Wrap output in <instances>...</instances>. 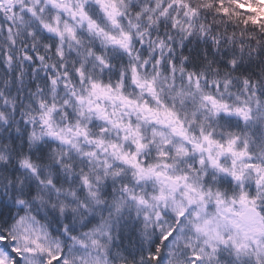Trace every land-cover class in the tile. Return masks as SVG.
Masks as SVG:
<instances>
[{
  "label": "snow or ice",
  "instance_id": "snow-or-ice-1",
  "mask_svg": "<svg viewBox=\"0 0 264 264\" xmlns=\"http://www.w3.org/2000/svg\"><path fill=\"white\" fill-rule=\"evenodd\" d=\"M0 264H264V0H0Z\"/></svg>",
  "mask_w": 264,
  "mask_h": 264
}]
</instances>
